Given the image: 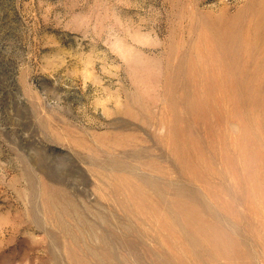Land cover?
Masks as SVG:
<instances>
[{"label": "rangeland", "instance_id": "rangeland-1", "mask_svg": "<svg viewBox=\"0 0 264 264\" xmlns=\"http://www.w3.org/2000/svg\"><path fill=\"white\" fill-rule=\"evenodd\" d=\"M251 80L264 0H0V264H264Z\"/></svg>", "mask_w": 264, "mask_h": 264}, {"label": "bare ground", "instance_id": "bare-ground-1", "mask_svg": "<svg viewBox=\"0 0 264 264\" xmlns=\"http://www.w3.org/2000/svg\"><path fill=\"white\" fill-rule=\"evenodd\" d=\"M250 37H249V29H247L246 30V34H245V36L241 39L240 38V40H241V46L240 47H242V50H244V52H246V53H248L249 51H251V49H252V47H253V44H251V42H250ZM231 45V44H230ZM231 48H232V45H231ZM251 48V49H250ZM234 49V48H233ZM253 50V49H252ZM231 51H235V50H232L231 49ZM238 51V50H237ZM212 52V51H211ZM224 54V53H223ZM212 61V60H211ZM201 64V63H200ZM202 65V64H201ZM200 65V70L203 68L202 66ZM191 69H192V73L190 74L191 76H190V80H191V83L193 82V83H195V81H196V79H195V75H196V73H198L200 70H197L198 69V65L196 66V65H193L191 68H190V71H191ZM197 70V71H196ZM201 71H203V70H201ZM221 72V71H220ZM221 74V73H220ZM231 77V76H230ZM253 77H254V75H253ZM225 78H227L226 76H225ZM231 78H233V77H231ZM224 79V78H223ZM228 79V78H227ZM212 80V79H211ZM219 80V79H218ZM201 81L203 82V88H208V87H210V84L212 83V82H210L209 83V79H208V76L207 75H203L202 77H201ZM227 81H229V79L227 80ZM255 81V80H254ZM257 81V80H256ZM225 82V81H224ZM192 83V84H193ZM219 83V82H218ZM221 83V82H220ZM248 83H252V84H248V86L245 88L246 90H248L249 91V101H250V103H249V105L247 106V115L250 117V122H251V124H252V126H255V128H257V129H260L261 131H264V126H260L259 124H260V122L257 124L256 123V121L257 120H255V111H256V109H257V106H258V98L260 97L259 96V94L258 93H256V89H258V88H253V81L251 80V81H248ZM223 84V83H222ZM225 84H226V82H225ZM194 85V84H193ZM202 85V84H201ZM226 86V85H225ZM241 88H242V86H241ZM261 88V87H260ZM244 89V88H243ZM244 91V90H243ZM258 91H259V89H258ZM260 92V91H259ZM198 94H200V91L198 92V91H196V93H195V95H198ZM234 97V96H233ZM264 98V97H263ZM197 99H198V97H197ZM261 99V98H260ZM194 100V99H193ZM199 101V100H198ZM243 101H245V100H243ZM194 102V101H193ZM196 103V102H195ZM194 103V104H195ZM247 103H248V101H247ZM200 104V103H199ZM198 104V105H199ZM261 105H264V102H262V103H260ZM237 105L238 104H234V108H232L233 110V113L235 114L236 113V110H238L237 109ZM201 106V105H200ZM199 106V107H200ZM194 107H196V106H194ZM198 107V106H197ZM264 107V106H263ZM262 108V107H261ZM238 115V114H237ZM239 116L242 118V119H244V114L242 113H240L239 112ZM253 118V119H252ZM247 123V122H246ZM248 128V127H247ZM250 128V127H249ZM254 128V127H253ZM249 133V132H248ZM192 214V213H191ZM189 215V214H188ZM188 219H189V221L190 222H195V218H193V217H188ZM196 230V229H195ZM212 232V231H211ZM213 233V232H212ZM216 234V233H215ZM219 235V234H218ZM217 235V236H218ZM220 237H221V235H220ZM211 238V237H210ZM218 238V237H217ZM223 240V239H222ZM218 241V240H217ZM217 241H216V243H217ZM211 242V241H210ZM221 242V241H220ZM213 243V242H212ZM219 243V242H218ZM220 245V244H219ZM219 245H217V246H219ZM216 246V247H217ZM225 246V245H224ZM223 248V247H222Z\"/></svg>", "mask_w": 264, "mask_h": 264}]
</instances>
